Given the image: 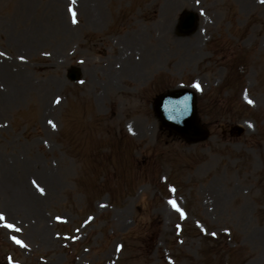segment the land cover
<instances>
[{"label":"rangeland","instance_id":"obj_1","mask_svg":"<svg viewBox=\"0 0 264 264\" xmlns=\"http://www.w3.org/2000/svg\"><path fill=\"white\" fill-rule=\"evenodd\" d=\"M0 68V264H264V0H0Z\"/></svg>","mask_w":264,"mask_h":264},{"label":"water","instance_id":"obj_2","mask_svg":"<svg viewBox=\"0 0 264 264\" xmlns=\"http://www.w3.org/2000/svg\"><path fill=\"white\" fill-rule=\"evenodd\" d=\"M156 110L166 127L186 139L192 141L206 136V131L196 120L194 97L191 92L178 90L160 95L156 102Z\"/></svg>","mask_w":264,"mask_h":264},{"label":"bare ground","instance_id":"obj_3","mask_svg":"<svg viewBox=\"0 0 264 264\" xmlns=\"http://www.w3.org/2000/svg\"><path fill=\"white\" fill-rule=\"evenodd\" d=\"M128 51H129L130 54H131V53H132V54H136L135 52H138V51H136V49H134V48H133V49H128ZM137 54H140V53H137ZM141 54H142V53H141ZM2 69H3V68H0L1 71H3Z\"/></svg>","mask_w":264,"mask_h":264},{"label":"snow or ice","instance_id":"obj_4","mask_svg":"<svg viewBox=\"0 0 264 264\" xmlns=\"http://www.w3.org/2000/svg\"><path fill=\"white\" fill-rule=\"evenodd\" d=\"M251 103V101H249ZM42 191V190H41ZM173 207H175V204H173ZM0 219H3V217H0Z\"/></svg>","mask_w":264,"mask_h":264}]
</instances>
